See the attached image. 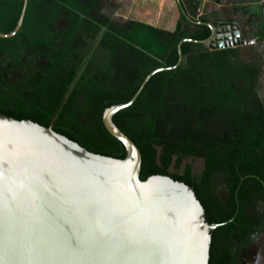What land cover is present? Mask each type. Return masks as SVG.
<instances>
[{
  "label": "trees",
  "instance_id": "16d2710c",
  "mask_svg": "<svg viewBox=\"0 0 264 264\" xmlns=\"http://www.w3.org/2000/svg\"><path fill=\"white\" fill-rule=\"evenodd\" d=\"M23 4L0 0L1 32L16 27ZM98 7L99 0H29L20 30L0 37V112L53 123L91 151L124 158L126 147L105 127L104 110L129 101L152 70L176 64L182 39H206L211 29L187 18L172 31L139 20L116 25L99 20L92 13ZM182 51V63L153 74L114 121L142 152L143 180L165 174L186 182L208 222L221 223L212 232L210 264H238L247 234L256 230L242 206L251 190L264 193V108L251 105L264 98L247 80V66L237 70L234 48L185 41ZM219 175L231 192L226 211L214 194Z\"/></svg>",
  "mask_w": 264,
  "mask_h": 264
},
{
  "label": "water",
  "instance_id": "95a60500",
  "mask_svg": "<svg viewBox=\"0 0 264 264\" xmlns=\"http://www.w3.org/2000/svg\"><path fill=\"white\" fill-rule=\"evenodd\" d=\"M28 2L0 37L20 30ZM205 24L208 38L182 39L176 64L152 70L129 101L104 110L124 158L91 151L53 123L0 112V264H210L212 232L221 223L208 222L186 182L165 174L143 180L142 152L114 121L153 74L182 63L185 41L212 50L244 44L235 22Z\"/></svg>",
  "mask_w": 264,
  "mask_h": 264
},
{
  "label": "crops",
  "instance_id": "0c3cea01",
  "mask_svg": "<svg viewBox=\"0 0 264 264\" xmlns=\"http://www.w3.org/2000/svg\"><path fill=\"white\" fill-rule=\"evenodd\" d=\"M123 9L129 18L170 30L185 18L193 24L192 19L203 17L227 20L236 23L242 46H259L264 41L260 0H123Z\"/></svg>",
  "mask_w": 264,
  "mask_h": 264
},
{
  "label": "flooded vegetation",
  "instance_id": "af4514ba",
  "mask_svg": "<svg viewBox=\"0 0 264 264\" xmlns=\"http://www.w3.org/2000/svg\"><path fill=\"white\" fill-rule=\"evenodd\" d=\"M99 7H100V3H99ZM103 12H104V17L111 18L112 12L108 11L107 6L103 8ZM92 13L95 14L99 20L102 19V17L97 13L96 10L95 11L92 10ZM211 21H219V20H211ZM206 22H210V21L207 20ZM206 22L199 21L197 24L206 23ZM65 23L66 20L62 16L57 19L56 27L59 29V33H62V29L64 28ZM232 48H234V53L232 58L238 63L237 70H239V67H242V65L247 66L248 68L246 74L247 80L254 86V89L259 93L260 98L263 99L264 93L263 94L261 93L259 89V85L257 83V77H259V71L261 70L259 64L257 63L258 59L256 55L258 56V54L254 53L253 51L251 52L250 47H247L245 45L243 46L239 45ZM241 82L245 83V81L243 80H241ZM251 105L253 110L264 108V102L261 103V101L254 100L253 104ZM217 181L219 183L214 187V194L216 195L218 201L220 202L222 210L226 211L229 209V206L231 205V199H230L231 192L227 187V185L224 183L223 177L221 175L218 176L215 182ZM249 195L250 196L248 198V201L244 203V205L242 206L243 216L246 219V221L250 222L254 226L256 230L254 232L247 234L246 239L248 243L243 244V246L240 249V253L238 255V264H242L244 262L246 251L249 245L252 243L255 235H257L258 233L264 230V193H260L257 190H251L249 192Z\"/></svg>",
  "mask_w": 264,
  "mask_h": 264
},
{
  "label": "rangeland",
  "instance_id": "374dc122",
  "mask_svg": "<svg viewBox=\"0 0 264 264\" xmlns=\"http://www.w3.org/2000/svg\"><path fill=\"white\" fill-rule=\"evenodd\" d=\"M99 3H100V7L97 10V13L102 17V19L104 18L103 8H105L107 6L108 11L112 12L111 18H113L114 23H116V25L117 24L123 25V21L136 20L133 18H129L128 16H126L124 14V12H123L124 11L123 0H99ZM103 4H105V5H103ZM181 22H182V24H184V21H181ZM188 28H191V26H189ZM161 29H163V28H161ZM163 30L172 31L173 29L172 30L163 29ZM249 47L251 49V52L252 51L258 52L259 51L257 53L258 56L256 55V57L258 59L257 63L259 64L261 70L259 71V77H257V83L259 85V89H260L261 93L263 94L264 93V41L259 46L251 45ZM218 183H219L218 181L215 182L214 187ZM242 264H264V230L262 232L258 233L257 235H255L252 243L249 245V247L246 251V256H245L244 262Z\"/></svg>",
  "mask_w": 264,
  "mask_h": 264
},
{
  "label": "built area",
  "instance_id": "2783aa9c",
  "mask_svg": "<svg viewBox=\"0 0 264 264\" xmlns=\"http://www.w3.org/2000/svg\"><path fill=\"white\" fill-rule=\"evenodd\" d=\"M261 8H262V15L264 17V0H260Z\"/></svg>",
  "mask_w": 264,
  "mask_h": 264
}]
</instances>
